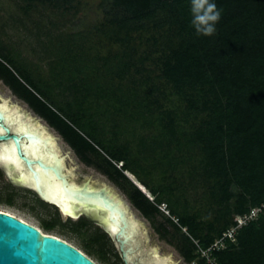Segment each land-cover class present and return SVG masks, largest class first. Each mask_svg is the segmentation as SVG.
I'll return each instance as SVG.
<instances>
[{
    "label": "trees",
    "instance_id": "trees-1",
    "mask_svg": "<svg viewBox=\"0 0 264 264\" xmlns=\"http://www.w3.org/2000/svg\"><path fill=\"white\" fill-rule=\"evenodd\" d=\"M93 1L17 0L44 35L47 68L0 38V78L83 162L125 182L146 218L165 202L181 255L209 264L198 245L264 202V0H215L213 36L191 26V0H98L93 24L72 31L65 20ZM192 196H205L208 208H195ZM91 221L83 215L76 225ZM155 228L170 233L164 222ZM95 230L83 250L106 262L108 233ZM212 255L216 264H264V210Z\"/></svg>",
    "mask_w": 264,
    "mask_h": 264
},
{
    "label": "rangeland",
    "instance_id": "rangeland-1",
    "mask_svg": "<svg viewBox=\"0 0 264 264\" xmlns=\"http://www.w3.org/2000/svg\"><path fill=\"white\" fill-rule=\"evenodd\" d=\"M97 2L98 0H94L91 6L87 7V10H82L77 15L76 19H74V22L70 23V21L65 20V22L70 25L74 24L73 27L75 28H73L72 31L84 29L87 25L93 24V21L96 19L94 17L96 14L94 9ZM34 17L40 19L41 16L35 14ZM42 20L45 21L46 25H49L47 17H42ZM38 34V28L35 26V23L24 16L18 7L17 0H0V38L6 44L13 47L22 57L32 63H37L39 69L43 71L47 68L44 60V53L40 45V40L44 39V35ZM0 95L10 97L14 102H18L22 105L24 112H29V115L40 119V122L44 123L50 131L56 135L61 150L69 154L66 158V164L73 168L72 178H75L78 182L89 180L96 186L106 185V187L113 191V193L115 192L124 203L126 202L134 216L139 218V231L142 235L139 239L144 248L149 250L154 249L155 253L158 251L161 254L172 255L177 264H196L195 260L192 262L186 261L178 250L175 243L180 236V232H176L172 228V225L165 220L169 213L161 210L162 212L154 219L146 218L140 210L134 206L129 198L125 190V188L128 187L125 182L121 185L101 172L94 165H88L83 162L58 131L51 127L43 117L37 114L27 102L17 97L1 79ZM130 178L133 179L131 176ZM133 181L138 184L134 179ZM199 194L200 192H198V195ZM38 197L39 196L29 187L10 182L7 175L0 170V209L9 210L18 217L37 225L43 231L58 235L82 250L83 242L91 239L95 235L96 227H102L105 230V228L97 223L90 215H86L92 220L90 224L86 226L76 225L77 220L85 214L79 217H68L64 215L57 206ZM197 199L192 196L191 204L196 206L195 208L198 210L202 212L205 211L208 208V199L205 196H199V200ZM53 219L57 221L54 229L46 231L42 228L41 225L43 221ZM160 222H164L170 230V233L165 238L162 237L155 228V225ZM108 236L109 240L104 244L106 249L109 250L107 254L108 261L102 262L94 254L91 255V257L99 264H121L114 255V252L118 250L115 241L109 233Z\"/></svg>",
    "mask_w": 264,
    "mask_h": 264
},
{
    "label": "water",
    "instance_id": "water-1",
    "mask_svg": "<svg viewBox=\"0 0 264 264\" xmlns=\"http://www.w3.org/2000/svg\"><path fill=\"white\" fill-rule=\"evenodd\" d=\"M27 113L29 112H24V114ZM7 115V109L1 105L0 99V149L6 146L11 147L22 163L24 170L33 179V184L21 182V171L13 165L6 164L8 172L15 183L33 189L42 200L54 204L61 211L58 203L45 197L39 181L40 171L44 173L51 171L55 178L61 182L62 188L74 196L76 217L82 214L90 215L97 223L102 225L114 239L124 264H157L154 260V249H146L140 242L139 238L142 235L139 229L134 235L135 237L127 231L130 217L117 195L113 194L106 186L93 185L89 180L78 182L75 178H72L66 172V168L62 163L63 155L61 154L55 153L52 163L41 155L37 157L31 155L27 150L28 143L42 140L45 143L47 137L41 135L35 128H30L29 124L23 130L15 129L8 122ZM93 200L99 201V205L91 204ZM68 217L72 218L73 216L68 214ZM109 221L118 224L115 231L109 227ZM0 264L99 263L68 240L47 233L37 225L11 212L0 209Z\"/></svg>",
    "mask_w": 264,
    "mask_h": 264
},
{
    "label": "bare ground",
    "instance_id": "bare-ground-1",
    "mask_svg": "<svg viewBox=\"0 0 264 264\" xmlns=\"http://www.w3.org/2000/svg\"><path fill=\"white\" fill-rule=\"evenodd\" d=\"M0 97H1V105L7 109L8 122L12 124L15 129L23 130L26 128V125L29 124L30 128H35V130H38L41 133V135L47 137V142L45 143L43 140L28 143L27 145L28 152L35 157L41 155L44 159H46L48 162L51 163L54 161L55 153L63 155L62 163L66 168V172L69 175H72L73 168H71L66 164V158H67L66 155L69 154H66V152H63L61 150L56 135L53 134L44 123L40 122V119H37L36 117L29 115L28 113L24 114L22 105H20L18 102H14L9 97H4L3 95H0ZM0 161L8 165H13L17 170H20L21 182L26 184H33L32 177L29 175V173L26 170H24L22 163L18 160L17 156L15 155L11 147L6 146L3 149H0ZM39 181L44 190L45 197L51 201L58 203L61 208V212L64 215L68 216V214H70L73 217L77 216L74 209L75 206V203L73 202L74 196L70 192H66L62 188L61 182L55 178L54 174L51 171H49L48 173H44L43 171H40ZM118 199L121 201V204L127 209L130 217L127 225V231L131 232V236H134L139 229V218L134 216L133 212L127 206L126 202L124 203L122 199L120 198ZM91 204L99 205V201L93 200ZM8 212L10 211L8 210ZM118 222L120 223V221ZM108 224L113 231L117 229L118 224L111 221H109ZM154 260L157 264H177L174 258L172 257V255L161 254L158 251H156L154 255Z\"/></svg>",
    "mask_w": 264,
    "mask_h": 264
},
{
    "label": "built area",
    "instance_id": "built-area-1",
    "mask_svg": "<svg viewBox=\"0 0 264 264\" xmlns=\"http://www.w3.org/2000/svg\"><path fill=\"white\" fill-rule=\"evenodd\" d=\"M158 207L160 210L169 213L167 204L165 202L159 203ZM263 210L264 202L258 206L251 207L250 210L245 213L236 214L234 216V222L228 228H226L220 236L215 238V240L207 248H201L198 245V242L195 240V243L198 245L200 257H205L209 264H216L215 257L212 255V250L226 247L228 240L236 243L238 229L247 224L249 221L256 219Z\"/></svg>",
    "mask_w": 264,
    "mask_h": 264
},
{
    "label": "clouds",
    "instance_id": "clouds-1",
    "mask_svg": "<svg viewBox=\"0 0 264 264\" xmlns=\"http://www.w3.org/2000/svg\"><path fill=\"white\" fill-rule=\"evenodd\" d=\"M190 12V24L197 35L213 36L216 33L222 10L217 7L215 0H191Z\"/></svg>",
    "mask_w": 264,
    "mask_h": 264
},
{
    "label": "flooded vegetation",
    "instance_id": "flooded-vegetation-1",
    "mask_svg": "<svg viewBox=\"0 0 264 264\" xmlns=\"http://www.w3.org/2000/svg\"><path fill=\"white\" fill-rule=\"evenodd\" d=\"M1 79V78H0ZM2 80V79H1ZM3 81V80H2ZM3 83L6 85V86H8L4 81H3ZM9 87V86H8ZM10 88V87H9ZM11 89V88H10ZM12 90V89H11ZM13 92V91H12ZM14 93V92H13ZM15 94V93H14ZM17 97H19L17 94H15ZM10 98V97H9ZM20 98V97H19ZM0 99H1V97H0ZM20 99H22V98H20ZM23 100V99H22ZM23 101H25V100H23ZM26 102V101H25ZM0 170L4 173V174H6L7 175V177H8V179H9V181L10 182H13V183H15V181L13 180V177L9 174V172H8V168H7V166H6V164L5 163H3V162H1L0 161ZM31 189V188H30ZM32 191H34L33 189H31ZM35 192V191H34ZM36 193V192H35ZM37 194V193H36ZM135 206V205H134ZM136 207V206H135ZM137 208V207H136ZM138 209V208H137ZM122 259V258H121ZM122 264H124V262H123V260H122Z\"/></svg>",
    "mask_w": 264,
    "mask_h": 264
}]
</instances>
